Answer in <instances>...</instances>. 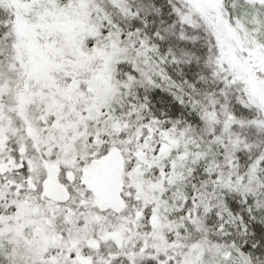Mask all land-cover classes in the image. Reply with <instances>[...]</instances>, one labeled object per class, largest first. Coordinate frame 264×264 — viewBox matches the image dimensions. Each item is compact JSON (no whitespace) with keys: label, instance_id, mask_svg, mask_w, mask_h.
I'll use <instances>...</instances> for the list:
<instances>
[{"label":"snow or ice","instance_id":"6c2138e0","mask_svg":"<svg viewBox=\"0 0 264 264\" xmlns=\"http://www.w3.org/2000/svg\"><path fill=\"white\" fill-rule=\"evenodd\" d=\"M0 264H264V0H0Z\"/></svg>","mask_w":264,"mask_h":264}]
</instances>
